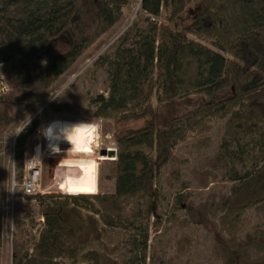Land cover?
<instances>
[{
	"label": "trees",
	"instance_id": "1",
	"mask_svg": "<svg viewBox=\"0 0 264 264\" xmlns=\"http://www.w3.org/2000/svg\"><path fill=\"white\" fill-rule=\"evenodd\" d=\"M189 1L140 0V9L151 19L142 27L127 28L106 56L108 91L92 99V115L113 126V191L95 193L98 160L66 163L68 171L75 170L67 179L73 194L32 197L40 206L42 226L30 253L22 241H13L11 264H58L56 259L70 245L79 248L98 240L99 223L108 228L132 225L127 217L132 200L138 202L137 216L157 220L156 174L179 141L215 120H224L222 152L233 146L243 155L248 144L242 139L256 134L262 142L255 144L259 155H253L252 167L243 173L231 172L230 178L238 182L219 201L217 223L209 219L211 202L193 205L189 195L178 194L172 205L185 211L184 222L210 233L222 264H264L263 232H247L241 239L232 236L243 215L264 203V0H200L190 21L178 28L176 20ZM119 17L116 0H0V45L19 56L18 66L27 77L47 83ZM61 38L66 49L55 51ZM199 40H209L216 50ZM50 108L60 114L68 106ZM40 117L19 131L18 145L33 134ZM9 121L0 110V124ZM130 122L141 124L129 127ZM22 158L18 153L14 159L18 177ZM214 159L223 157L217 154ZM145 242L146 230L139 243ZM100 260L116 264L106 256Z\"/></svg>",
	"mask_w": 264,
	"mask_h": 264
},
{
	"label": "rangeland",
	"instance_id": "2",
	"mask_svg": "<svg viewBox=\"0 0 264 264\" xmlns=\"http://www.w3.org/2000/svg\"><path fill=\"white\" fill-rule=\"evenodd\" d=\"M116 1L120 3L118 21L50 82H36L27 77L18 66L19 56L8 46L0 45V110L10 119L8 123L0 124V264H11L14 240L22 241L30 253L33 239L42 226L40 206L33 196H24L20 187L26 174L25 163L34 154L36 145L43 194H72L67 192L71 184L67 179L75 174V170L68 171L65 164L89 158L98 160L95 193L113 191L111 161L114 155L100 157L99 154L101 150L115 151L113 126L93 117L96 105L92 99L98 94L107 95L109 80L105 62L113 42L130 26L142 27L151 19L140 9V0ZM199 7L200 0L189 1L176 20L177 27L188 23ZM163 11L161 9L156 18L158 22L163 18ZM199 42L216 50L209 40ZM65 49L66 40L61 38L54 50ZM51 104L67 105L68 108L58 114L50 108ZM39 113L41 123L23 144L18 145L17 134L29 118L31 121ZM91 122L95 125L92 127L94 133L88 131L91 128L85 129V133H77L70 138L72 146L64 139L65 132L73 126ZM223 122L215 120L206 124L172 148V158L154 179L159 194L157 220L152 216L147 219L137 216L138 202L132 200L127 206V217L132 225L108 228L99 223L101 237L98 240L79 248L70 245L69 251L56 262L101 264L100 256H106L116 264H222L210 233L199 225L184 222L187 219L185 211L172 204L178 194L189 195L188 200L193 205L211 202L213 210L209 219L218 222L221 214L218 203L238 182L230 178L231 172L241 174L252 167L253 155H259L255 144H262L257 135L252 134L241 141L248 144L243 155L233 146L228 152H222L219 144ZM140 124L130 122L128 126ZM41 129L49 130L47 138L41 135ZM18 153L23 157L20 177L14 168ZM217 154L223 157L222 161L214 159ZM62 163H65L64 168ZM145 230L146 242L140 245ZM255 231L264 233V203L243 215L232 236L241 239L245 233ZM225 236L231 237L226 233ZM250 255L257 256L255 252Z\"/></svg>",
	"mask_w": 264,
	"mask_h": 264
},
{
	"label": "built area",
	"instance_id": "3",
	"mask_svg": "<svg viewBox=\"0 0 264 264\" xmlns=\"http://www.w3.org/2000/svg\"><path fill=\"white\" fill-rule=\"evenodd\" d=\"M26 174H24L20 187L24 196H34L43 194L41 190V178L39 172L40 161L38 158L32 157L26 161ZM42 220V219H41Z\"/></svg>",
	"mask_w": 264,
	"mask_h": 264
},
{
	"label": "clouds",
	"instance_id": "4",
	"mask_svg": "<svg viewBox=\"0 0 264 264\" xmlns=\"http://www.w3.org/2000/svg\"><path fill=\"white\" fill-rule=\"evenodd\" d=\"M0 67H2V65H0ZM29 123H30V118L28 119V123L25 125V127H27ZM94 126L95 125H93L92 122L91 123L77 124V125L73 126L69 131L65 132L64 139L72 146V142L70 139L71 137L75 136L77 133H79L85 129L92 128ZM23 130H21V131H23ZM41 135H43L45 138H47L49 135V130L48 129H41Z\"/></svg>",
	"mask_w": 264,
	"mask_h": 264
},
{
	"label": "water",
	"instance_id": "5",
	"mask_svg": "<svg viewBox=\"0 0 264 264\" xmlns=\"http://www.w3.org/2000/svg\"><path fill=\"white\" fill-rule=\"evenodd\" d=\"M101 156H109L112 157L114 155V151L113 150H101L99 153Z\"/></svg>",
	"mask_w": 264,
	"mask_h": 264
},
{
	"label": "bare ground",
	"instance_id": "6",
	"mask_svg": "<svg viewBox=\"0 0 264 264\" xmlns=\"http://www.w3.org/2000/svg\"><path fill=\"white\" fill-rule=\"evenodd\" d=\"M88 131H90V132H92V133H94V129L93 128H91V129H89ZM83 132L85 133V130H83ZM79 134H80V132H79ZM91 147H92V145H91ZM38 147H37V145L35 146V149H34V157L35 158H37L38 157ZM87 153V152H86ZM87 155V154H86ZM100 157H103V156H100Z\"/></svg>",
	"mask_w": 264,
	"mask_h": 264
},
{
	"label": "crops",
	"instance_id": "7",
	"mask_svg": "<svg viewBox=\"0 0 264 264\" xmlns=\"http://www.w3.org/2000/svg\"><path fill=\"white\" fill-rule=\"evenodd\" d=\"M53 121H56V120H53ZM57 122H58V121H57ZM64 164H65V163H62V165H63L62 167H63V168H64ZM67 190H68V189H67ZM67 192L70 193V191H67ZM76 192H77V191H76ZM76 192H75L74 194L81 193V192H77V193H76ZM72 194H73V193H72Z\"/></svg>",
	"mask_w": 264,
	"mask_h": 264
},
{
	"label": "flooded vegetation",
	"instance_id": "8",
	"mask_svg": "<svg viewBox=\"0 0 264 264\" xmlns=\"http://www.w3.org/2000/svg\"><path fill=\"white\" fill-rule=\"evenodd\" d=\"M198 6H199V3H198Z\"/></svg>",
	"mask_w": 264,
	"mask_h": 264
}]
</instances>
